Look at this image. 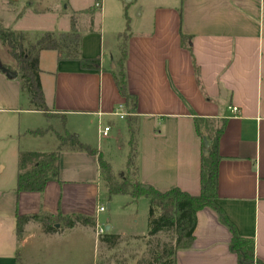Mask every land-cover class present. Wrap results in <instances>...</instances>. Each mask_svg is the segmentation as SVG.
I'll return each instance as SVG.
<instances>
[{"label": "crops", "instance_id": "obj_1", "mask_svg": "<svg viewBox=\"0 0 264 264\" xmlns=\"http://www.w3.org/2000/svg\"><path fill=\"white\" fill-rule=\"evenodd\" d=\"M52 1L0 0V26L21 31L32 41L48 30L67 33L74 21L81 34L79 57L99 59L100 69L82 70L77 60H59L55 51H41L40 86L51 118L60 119L96 155L63 151L56 180L48 181L41 193H17V136L45 139L46 132H33L48 123L22 122L24 116L45 114L28 110L19 79L0 72V140L13 141L0 146V264H88L82 262L86 244L93 239L98 245L95 228H102L98 208L103 207L100 194L105 187L98 157L103 142L125 118L115 115L124 113V99L111 75L119 54L113 47L109 53L104 50L102 26L96 28L101 7L92 13L93 2L84 9L65 6L59 11ZM157 2L149 27L129 32L124 63L139 118V181L159 192L178 188L198 196L202 140L193 119H225L218 142L215 204L239 236L253 240L255 258L264 261V0H179L173 6ZM78 13L87 15L85 22L92 28L85 25L87 31L80 33L73 15ZM117 15L116 9L109 30L113 39L122 33ZM182 35L190 39V51L180 45ZM3 47L0 43L1 51ZM0 64L16 71L10 55ZM105 126L109 131L103 137L98 131ZM7 155L16 160L13 170ZM38 213L91 217L95 227L62 229L54 224L56 231L45 233L40 224L28 222L18 238L16 217ZM230 239L216 212L203 208L196 213L190 248L177 251L174 264H236Z\"/></svg>", "mask_w": 264, "mask_h": 264}, {"label": "trees", "instance_id": "obj_2", "mask_svg": "<svg viewBox=\"0 0 264 264\" xmlns=\"http://www.w3.org/2000/svg\"><path fill=\"white\" fill-rule=\"evenodd\" d=\"M101 7L100 0H94L91 12H96ZM118 35V58L114 61L111 71L115 86L124 99L123 110L125 113L126 131L128 135V155L125 170L115 174L110 165L98 157L99 177L109 196L125 195L131 201L141 197L149 201L148 230L144 236L147 240L146 257L141 258L136 264H174L175 254L179 250L190 248L193 241V232L196 226V213L203 208H210L216 212L219 221L225 225L231 234L229 250L237 256L236 264H264L254 256V242L251 238H244L236 233L235 228L224 216L222 210L216 206L217 166L220 160L218 142L224 129L225 119L194 118L196 134L202 140L200 157V193L191 196L178 188L159 192L150 186H144L139 181L138 168V137L139 118L135 115L136 97L127 90L124 63L127 56V39L129 32ZM189 38L180 37V45L190 51ZM81 34L74 29L71 20V30L67 33L55 34L46 32L34 40L21 32L6 29L0 26V43L4 46L12 60L19 78L20 93L28 99V110L41 112L48 115L40 86L38 55L41 51L51 50L57 53L59 60L74 59L79 62L82 70H99V59H84L79 57ZM8 68L0 64V72ZM45 131H36L33 134H43ZM57 146L49 152L19 151L17 155V174L15 191L41 193L48 181L58 178V159L63 151L85 152L96 155L95 149L82 144L76 135L62 130L56 132ZM208 142L204 147L203 139ZM205 151V153H204ZM28 222L41 225L45 233L55 232L54 224H60L62 229L82 225L94 228L95 219L82 215L57 214L55 216L38 213L29 216L16 217V236L21 237L23 227ZM167 240L161 241L160 236ZM142 237V236H141ZM121 236L103 233L98 237V244L113 249L121 243ZM154 244V245H152ZM126 259L117 260L114 264H125Z\"/></svg>", "mask_w": 264, "mask_h": 264}, {"label": "rangeland", "instance_id": "obj_3", "mask_svg": "<svg viewBox=\"0 0 264 264\" xmlns=\"http://www.w3.org/2000/svg\"><path fill=\"white\" fill-rule=\"evenodd\" d=\"M101 12L96 14V28L102 26V45L105 51L110 48L118 51V39H114L109 34V30L113 27V14L117 9V21L119 23V32H135L137 29L149 27L151 16L153 15L154 7L157 6V0H100ZM168 5H178L179 0H163ZM54 4H58V10L62 11L66 6L69 10L73 8L84 9L89 6L88 0H53ZM116 5V6H115ZM78 18L80 22V33L87 31L86 27H91L85 22L87 18L84 13L73 14ZM148 24L141 26L143 22ZM52 27V26H49ZM58 29L59 25L57 26ZM57 29V28H56ZM51 33H55L57 30H48ZM4 50V52H3ZM8 56V57H7ZM9 55L6 49L3 47L0 50V60H8ZM18 78V75L16 76ZM19 79V78H18ZM48 119L45 115H30L24 116L22 122H34V123H48V126L39 131L47 130L48 136L45 139H33L26 134L17 136L18 147L22 150L29 149H53L57 146V140L55 137L56 132H62L67 130L62 127V121L59 119H52V115L48 114ZM50 118V119H49ZM121 124V125H120ZM45 125V124H44ZM126 122L119 121L118 128H113L110 133L108 141H104L102 144V159L105 160L111 167L115 174H119L125 170L127 155H128V135L126 131ZM68 131V130H67ZM117 133H116V132ZM69 132V131H68ZM20 133H24V130H20ZM26 135V136H25ZM76 135V134H74ZM13 142L10 140H0V146H8ZM51 147V148H50ZM7 161L11 162V169L15 167V158H10L7 155ZM100 203L103 206L104 211L99 213V223L103 230L105 226H111V233L120 234L121 243L113 248L108 249L104 245H94L93 239L87 242L86 249L83 252L82 262L88 264H114L115 261L125 258V264H136L138 260L146 257L147 247L145 246L148 230V210L149 201L147 198L141 197L137 201H131L128 196L125 195H111L109 196L107 191L101 189ZM107 233V232H105ZM142 236V237H141ZM161 241L167 240L165 237L160 236ZM98 242V238H97ZM154 245V244H152ZM95 261V263H94Z\"/></svg>", "mask_w": 264, "mask_h": 264}, {"label": "built area", "instance_id": "obj_4", "mask_svg": "<svg viewBox=\"0 0 264 264\" xmlns=\"http://www.w3.org/2000/svg\"><path fill=\"white\" fill-rule=\"evenodd\" d=\"M230 109H231V111L233 113H236L237 112V108L236 107H231ZM115 115L118 116L119 118H123L125 116V114L122 113V112L115 113ZM108 131H109V127L108 126H105L104 128H102V129H100L98 131V134L100 136H103L104 137V136L107 135ZM103 210H104L103 207L98 208V211L99 212H102ZM103 233H104L103 228H95V234H96L97 238L99 236H101Z\"/></svg>", "mask_w": 264, "mask_h": 264}, {"label": "water", "instance_id": "obj_5", "mask_svg": "<svg viewBox=\"0 0 264 264\" xmlns=\"http://www.w3.org/2000/svg\"><path fill=\"white\" fill-rule=\"evenodd\" d=\"M4 73H5V75H6L8 78H15V77L17 76V72H16V71H10V70L5 69V70H4ZM203 142H204V147L207 148V146H208V142H207V140H206L205 138L203 139ZM204 153H205V151H204ZM146 188H147V187L144 186V189H146ZM57 226H58V224L55 225V227H57ZM108 229H109V227L106 226L105 229H104V232H107Z\"/></svg>", "mask_w": 264, "mask_h": 264}]
</instances>
